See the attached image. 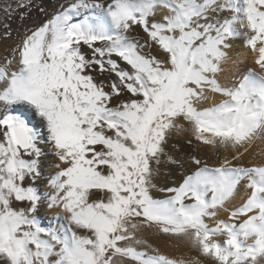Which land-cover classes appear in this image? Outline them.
Segmentation results:
<instances>
[{
    "label": "snow or ice",
    "instance_id": "snow-or-ice-1",
    "mask_svg": "<svg viewBox=\"0 0 264 264\" xmlns=\"http://www.w3.org/2000/svg\"><path fill=\"white\" fill-rule=\"evenodd\" d=\"M8 40L0 264H264V160L241 165L264 155V0H2ZM237 41L256 67L222 79ZM178 137L214 164L161 187Z\"/></svg>",
    "mask_w": 264,
    "mask_h": 264
},
{
    "label": "bare ground",
    "instance_id": "bare-ground-1",
    "mask_svg": "<svg viewBox=\"0 0 264 264\" xmlns=\"http://www.w3.org/2000/svg\"><path fill=\"white\" fill-rule=\"evenodd\" d=\"M0 2H2V0H0ZM44 3H45V6L48 8L49 13H51L52 11L55 10L56 5L63 3V0H44ZM35 18L36 17L34 16V19ZM40 19L42 20L43 17L41 16ZM16 26L17 25L13 23V29H15ZM13 43L14 41L12 40L0 42V63H3L4 56ZM236 49H237V53L239 54L240 64L237 69H233L232 71L226 70L224 77H222V79L236 80L239 78L243 70L247 68L256 67L255 64L253 63L254 58L248 53V49L244 47L242 41H237ZM248 60L251 61L250 64L247 63ZM181 139H185V138L181 137ZM178 147H179V151L177 153H174V155H176L177 158L181 161V165L180 166H177V165H166L165 166L162 176L158 179V183L161 187L178 186L182 182L183 176L185 174H188L189 169L191 168L190 166L191 164L189 163V157L192 152V146H189L185 141L181 140L178 142ZM212 155H213L212 150L208 149V152L206 153L207 159H209L211 164H214V160L211 159ZM262 160H264V155L261 154L260 148L257 147L256 150L251 155H245V157L241 161V165L245 167L258 166L261 164ZM53 162H54V158H51V157L45 161V167H44V180L45 181H47L49 176L54 174L55 172V169L51 166ZM45 187L47 188L46 184H45ZM47 190L51 191V189H47ZM157 195L164 196L165 194L158 193ZM55 212L56 210H50L48 215L40 217L41 223L44 227L51 226L50 217L54 216Z\"/></svg>",
    "mask_w": 264,
    "mask_h": 264
},
{
    "label": "rangeland",
    "instance_id": "rangeland-1",
    "mask_svg": "<svg viewBox=\"0 0 264 264\" xmlns=\"http://www.w3.org/2000/svg\"><path fill=\"white\" fill-rule=\"evenodd\" d=\"M0 42H2V41H0ZM247 63L250 64L251 61L248 60ZM177 139H178V142L181 140L185 141V139H181V137H179ZM201 149H202V151H201ZM207 152H208V149H205L203 147H196L195 145H193L190 157L207 158V156H206ZM190 157H189V163L191 164ZM149 239H150V242L152 243L153 247H156V248L159 247L158 248L159 252L161 254L169 256V258L188 260V259H191L192 257L195 256V253L192 250H189L190 248L183 243L177 244V242H175V241L158 239V238H155L154 236H150ZM154 239H155V241H154ZM183 250H184V252H183Z\"/></svg>",
    "mask_w": 264,
    "mask_h": 264
}]
</instances>
